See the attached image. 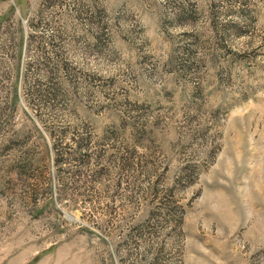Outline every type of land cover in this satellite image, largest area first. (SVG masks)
Here are the masks:
<instances>
[{"label": "rangeland", "instance_id": "rangeland-1", "mask_svg": "<svg viewBox=\"0 0 264 264\" xmlns=\"http://www.w3.org/2000/svg\"><path fill=\"white\" fill-rule=\"evenodd\" d=\"M0 264H264V0H0Z\"/></svg>", "mask_w": 264, "mask_h": 264}, {"label": "water", "instance_id": "water-1", "mask_svg": "<svg viewBox=\"0 0 264 264\" xmlns=\"http://www.w3.org/2000/svg\"><path fill=\"white\" fill-rule=\"evenodd\" d=\"M65 216H66L67 218H71V219H72V217L69 216L67 213H65Z\"/></svg>", "mask_w": 264, "mask_h": 264}]
</instances>
